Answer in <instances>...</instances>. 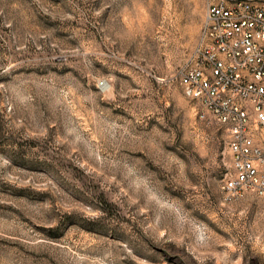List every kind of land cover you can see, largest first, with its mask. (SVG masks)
Returning a JSON list of instances; mask_svg holds the SVG:
<instances>
[{"label": "rangeland", "instance_id": "rangeland-1", "mask_svg": "<svg viewBox=\"0 0 264 264\" xmlns=\"http://www.w3.org/2000/svg\"><path fill=\"white\" fill-rule=\"evenodd\" d=\"M212 0H0V264H264L184 95Z\"/></svg>", "mask_w": 264, "mask_h": 264}, {"label": "built area", "instance_id": "built-area-1", "mask_svg": "<svg viewBox=\"0 0 264 264\" xmlns=\"http://www.w3.org/2000/svg\"><path fill=\"white\" fill-rule=\"evenodd\" d=\"M183 95L226 136L231 173L222 190L250 194L264 211V0H212Z\"/></svg>", "mask_w": 264, "mask_h": 264}]
</instances>
